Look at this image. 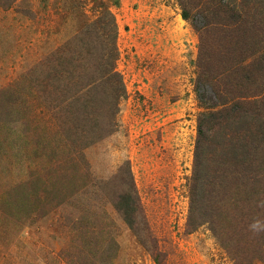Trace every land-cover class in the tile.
Instances as JSON below:
<instances>
[{"label": "rangeland", "instance_id": "rangeland-1", "mask_svg": "<svg viewBox=\"0 0 264 264\" xmlns=\"http://www.w3.org/2000/svg\"><path fill=\"white\" fill-rule=\"evenodd\" d=\"M107 10L117 102L83 35ZM193 24L178 0H0V264H264V241L187 226L198 120L215 101ZM123 192L137 231L115 207ZM241 192L222 211L238 215Z\"/></svg>", "mask_w": 264, "mask_h": 264}, {"label": "trees", "instance_id": "trees-1", "mask_svg": "<svg viewBox=\"0 0 264 264\" xmlns=\"http://www.w3.org/2000/svg\"><path fill=\"white\" fill-rule=\"evenodd\" d=\"M178 4L185 21L198 17L203 21L201 26L193 24L200 42L197 81L210 86L215 96L214 106L198 120L187 226L192 232L208 225L221 241L232 229L230 240L238 237L233 243L243 236L259 243L264 241L260 234L264 230V171L259 168L264 167V0H178ZM83 35L88 40L97 38L102 47L98 70L107 77L103 86L110 100L123 99L126 91L116 71L117 25L112 14L107 10ZM85 38L79 48L89 53ZM230 188L243 190L247 202L234 217L222 211ZM115 207L137 231L140 212L133 194L123 192Z\"/></svg>", "mask_w": 264, "mask_h": 264}]
</instances>
